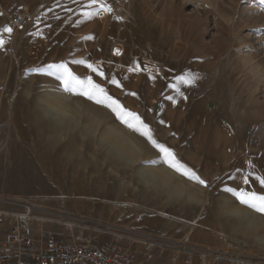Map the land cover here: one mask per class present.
Instances as JSON below:
<instances>
[{
  "label": "rangeland",
  "instance_id": "obj_1",
  "mask_svg": "<svg viewBox=\"0 0 264 264\" xmlns=\"http://www.w3.org/2000/svg\"><path fill=\"white\" fill-rule=\"evenodd\" d=\"M102 3L110 10L91 0H0V211L29 206L37 217L264 264V213L234 195H264L256 179L264 178V0ZM23 11L32 14L30 25L5 32ZM61 64L91 77L120 107L66 90L63 70L49 68ZM120 108L139 117L135 127L146 125L180 171L118 118ZM60 123L67 132L54 131ZM31 146L48 168L62 170L50 191L19 154ZM19 172L31 183L12 185Z\"/></svg>",
  "mask_w": 264,
  "mask_h": 264
},
{
  "label": "built area",
  "instance_id": "obj_2",
  "mask_svg": "<svg viewBox=\"0 0 264 264\" xmlns=\"http://www.w3.org/2000/svg\"><path fill=\"white\" fill-rule=\"evenodd\" d=\"M32 20V14L23 11L10 19L9 26L18 32ZM32 211L29 206L21 212L0 211V264H256L253 257L229 251L175 249L150 235L56 221L37 217ZM53 225L63 229L67 241L59 239Z\"/></svg>",
  "mask_w": 264,
  "mask_h": 264
},
{
  "label": "snow or ice",
  "instance_id": "obj_3",
  "mask_svg": "<svg viewBox=\"0 0 264 264\" xmlns=\"http://www.w3.org/2000/svg\"><path fill=\"white\" fill-rule=\"evenodd\" d=\"M92 5L99 3V6L103 8L105 11H109L110 9L107 8L105 4L102 3V0H91ZM91 6V5H90ZM94 13H87V15H93ZM7 33H11L12 29L5 28L4 30ZM3 41L0 40V46H2ZM83 63V62H81ZM87 67L94 72H98L97 69L93 68L91 64H88ZM49 68L55 69L56 71L63 70V75L61 77L62 82L65 86L66 90H72L76 92L79 90L78 94L85 95L88 99H94L97 103H104L105 100H111V97H108L105 90L101 88L98 84L94 83L91 77H88L87 80H82L79 77L75 76L64 64L61 65H50ZM102 75V73H98ZM180 81L185 84H190L192 81L190 79H185L184 77L180 78ZM113 83H117L115 80L112 81ZM119 86V85H117ZM98 96H103V99H99ZM112 105H116V108H113V111H116L117 108L120 106L117 104L115 100H111V104H108V107H112ZM118 118H120L124 123H126L130 128H134L136 131H140L141 135H145L155 147H157L161 153L164 154L166 162L169 163V167L174 168L177 171H180V167L178 163L175 161L174 154L170 152L167 148L158 145L155 141H152L150 136V130L147 129V126H143V131L140 128H136L135 125L132 123L133 120L139 121V117L135 116L132 113L125 112L122 108L120 111L117 112ZM127 117V118H126ZM142 124V122H140ZM187 175L189 179H193L198 181L201 184H204V181L197 177L194 173H190L185 171L183 173ZM256 179L259 180L260 184L264 186V178L257 177ZM248 183L247 178H245V184ZM228 191H234L232 189H227ZM234 195H236L237 199L240 201L241 204H244L253 210L264 213V195H258L255 192H247L243 189L236 192L234 191Z\"/></svg>",
  "mask_w": 264,
  "mask_h": 264
},
{
  "label": "bare ground",
  "instance_id": "obj_4",
  "mask_svg": "<svg viewBox=\"0 0 264 264\" xmlns=\"http://www.w3.org/2000/svg\"><path fill=\"white\" fill-rule=\"evenodd\" d=\"M256 67V66H255ZM260 74V73H259ZM264 75V74H263ZM261 75V76H263ZM260 77V76H259ZM264 77V76H263ZM43 112V111H42ZM49 113V112H48ZM44 114V113H43ZM53 117V116H52ZM59 119V118H58ZM52 121V120H51ZM56 124V123H55ZM58 124V122H57ZM65 124V123H64ZM63 123H60V127L59 125H57V129L54 130L56 132L59 131H65L67 132L68 129H66V125H64ZM53 125V123L51 124V126ZM70 125V124H69ZM62 127V128H61ZM93 128V127H92ZM61 129V130H60ZM96 129V128H95ZM93 129V130H95ZM91 135L94 134V132H90ZM89 134V135H90ZM88 136V135H87ZM90 137V136H89ZM95 136H93L94 138ZM92 138V139H93ZM95 143V142H94ZM116 149V148H115ZM112 152V151H110ZM19 154H22L24 157V163L29 167V169H32L33 171H37V173L35 174L36 179H38L39 182V187L41 188V190H45V191H50L52 190V186L51 184L54 183L56 185L60 184V180H61V169H58V167L56 168H48L47 164H48V159H46L45 157H41L36 153V148L35 147H30L29 151H20ZM118 154L125 156L124 151L121 149H118ZM125 159V158H124ZM34 171V172H35ZM32 172V171H31ZM34 174V173H32ZM28 175H23L21 172L18 173V177H20V180L13 182L12 185L16 186L17 183L18 184H26V183H31V180H29L30 178L27 177ZM67 183V182H66ZM51 187H50V186ZM176 243V242H175ZM181 246H174L175 249H183L185 246L187 247H201V246H197V245H191V244H185V243H178ZM256 263V262H255Z\"/></svg>",
  "mask_w": 264,
  "mask_h": 264
}]
</instances>
